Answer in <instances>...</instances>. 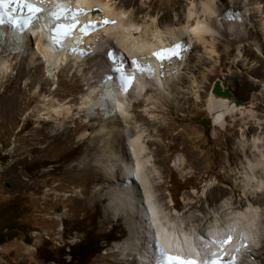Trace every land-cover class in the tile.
Here are the masks:
<instances>
[{"label":"rangeland","instance_id":"rangeland-1","mask_svg":"<svg viewBox=\"0 0 264 264\" xmlns=\"http://www.w3.org/2000/svg\"><path fill=\"white\" fill-rule=\"evenodd\" d=\"M114 1L130 9L140 21L152 20L162 30L186 26L188 10H199L205 0ZM219 2L222 12L227 8L249 10V33L236 40L223 30L222 36H212L209 31L203 35L207 41L200 43L191 36L172 101L168 100L163 110L156 109L154 119L145 114L152 105H146L143 97L130 111L140 115L138 124L152 132L154 141L149 151L160 160L156 166L162 181L155 191L159 201L156 207L181 219L211 217L230 199L233 207L244 204L245 155H251L253 136L264 142V0ZM183 39L188 43L187 34ZM15 50L17 56H12L10 47L0 46V61L11 56L14 62L8 81L0 88V264H75L64 254L69 248L81 249L85 242H100L103 251L81 264H107L101 260L116 250L115 244L128 239V226L120 218L106 219L107 203L91 199V162L88 172L71 170L87 153L93 156L88 150L90 136L78 140L79 136L86 131L92 134L90 127L112 113L100 102L102 88L96 91L94 104L81 107L88 87L97 85L98 63L105 56L103 52L94 54L81 73L69 65L57 74H48L39 55ZM218 79L245 103L244 110L226 114L223 120L219 119V106L209 104V94ZM16 87L19 110L4 113L6 98ZM36 89L38 95L71 111L58 120L38 121L31 99ZM242 143L248 145L243 148ZM82 191L86 193L84 201L79 200ZM261 198L258 195L257 199ZM257 206L264 210V201ZM120 231L124 236L118 241H102ZM255 240L252 257L255 264H261L264 241L257 235ZM249 256L244 257V264L246 260L250 264Z\"/></svg>","mask_w":264,"mask_h":264},{"label":"bare ground","instance_id":"bare-ground-1","mask_svg":"<svg viewBox=\"0 0 264 264\" xmlns=\"http://www.w3.org/2000/svg\"><path fill=\"white\" fill-rule=\"evenodd\" d=\"M48 1V3H54L53 7L55 4H60L59 0ZM219 1H203L199 8L197 7L200 11L193 10L194 6L191 3L192 11L188 10L186 26H180L177 29L166 27L161 30L154 21L151 20L149 23L140 21L130 9L118 5L114 0H75L72 10L82 13L89 11L87 14L89 17L86 18L89 21L79 20V26L73 30L72 38L63 43L66 48L63 52L57 51L49 42L50 33L47 31L48 23L46 21L49 13L37 18L24 34L6 31L0 27V46L10 47L12 56L18 53L15 48L22 49L31 56L39 55L40 59L44 60L45 70L48 74H57L69 65L81 73L89 57L87 55L79 57L80 46H84L86 51L89 50L97 55L103 52L104 56L105 48H108L114 56L116 54L119 56L124 65L130 64L133 67L132 61L136 60L152 69L151 74L137 73V78L133 81L128 92L119 93L114 88L113 80L102 79L101 75L106 72V65L111 64L105 56V59L103 57L98 63L97 85L89 86L81 100L82 109H87L95 103L96 91L102 88L100 102L112 112L108 113V116L97 126L90 127L92 134H88L86 131L79 136L78 140L90 136L88 150L92 152L90 154L93 156H89L87 153L71 169L73 173L84 170L88 172V163L91 162L94 171V177L89 180L92 184L91 199L107 203L106 219L110 216L113 220L120 218L128 226V239L115 244L116 250L101 260L107 264H143L141 253L147 252L144 245L155 239L164 243L168 252L185 254L193 258H198L207 250L218 245L225 257L230 259L239 257V253L228 243H224L222 238L215 236L231 229V233L237 236V240L245 249L257 246L255 235L260 236L264 241V210L257 206L258 203L264 201V142L261 141L262 138L253 136L252 143L249 144L253 148L251 155H248L247 152L245 155L247 167L243 168L244 172H242L245 180L244 204L241 203L239 206L233 207L234 204L230 199L224 204L225 208L220 213L219 210L211 217L205 215L202 218L199 215H194L191 218L181 219L165 211L161 212L157 209L159 207H156V203L159 201L155 191L161 187L160 182L162 181L161 172L156 166L160 160L155 159L152 152L149 151L154 141L152 132L138 124V121L142 119L140 115L130 113L141 97L145 98L146 105H152L144 112L153 119L156 109L163 110L167 101H172L181 67L185 65L187 57L185 48L193 41L190 39L191 36L200 43L205 42L206 37L204 38L203 35L209 31L212 32V36H222L220 30H223L227 37L236 40H242L249 33L252 29V23L248 18L249 10L245 9L243 12L227 8L222 12ZM37 5L44 7L46 4L41 5L37 2ZM94 7L101 10V13L94 12ZM98 17H107L104 20L109 23L104 24L102 23L104 20H100L99 24L102 27L94 28L87 35L79 31L81 25L91 23V19ZM192 19H194V23L190 24ZM184 34L188 35V43H186V39H183ZM176 44L181 45L179 59L172 57L171 60L160 61L154 55V53L160 52V49H169ZM73 49L76 51H72ZM10 57L0 61V88L5 81H8L14 66ZM161 63L163 64L162 69ZM17 91L16 87L6 98L4 113H15L19 110L17 107L18 98L15 96ZM38 93L39 90L36 89L31 96L33 110L38 121L58 120L63 114L71 111L68 106L55 100L46 99L45 96L38 95ZM209 102L212 105L210 107L219 106L220 120L225 119L226 114L244 110V107L227 108L225 102L213 97L212 92L209 94ZM148 110L151 113H147ZM242 137L244 139V133ZM245 144L242 143L243 148L248 145V143ZM245 148L247 149V147ZM156 152L155 150V154ZM82 164L83 167H81ZM75 183V181H71V184ZM80 194L79 200H86V193L84 194L82 191ZM258 195L262 198L257 199ZM146 209H149L150 217H148ZM188 221L192 224L188 225L186 223ZM212 241H216V243ZM234 252L237 253L236 256L233 255ZM249 253L247 252V254ZM109 256L115 257L116 261H111ZM253 258H248L250 264L256 263ZM240 261L237 259L236 264H239ZM246 261L248 264V260Z\"/></svg>","mask_w":264,"mask_h":264},{"label":"snow or ice","instance_id":"snow-or-ice-1","mask_svg":"<svg viewBox=\"0 0 264 264\" xmlns=\"http://www.w3.org/2000/svg\"><path fill=\"white\" fill-rule=\"evenodd\" d=\"M15 4V7L7 10L6 6ZM27 9L29 15H23V10ZM20 12V15L15 13ZM42 10L34 8L31 4L25 3V0H0V26L7 24L11 28L17 29L21 34L30 26L35 15ZM85 15L82 12H72L70 9H57L49 13L51 27V39L53 45L58 49L63 50L62 41L71 35V30L76 27L79 23V16ZM5 16L7 19L5 20ZM114 23V21H112ZM102 23L107 24L109 21L104 20ZM95 28L94 24H83L79 31L87 35L91 30ZM181 45L176 44L172 48L165 49L162 52L154 53L158 60L163 61L165 59L171 60L172 57L180 58ZM72 51H76L73 49ZM108 58L111 64L106 65V77L105 79H116L119 82L121 92L127 93L129 88L132 87L133 81L137 78V73H149L151 74L152 69L148 66L138 63L136 60L132 61V68H126L124 63L119 62L114 57L113 53L109 52ZM163 64L161 63V69ZM112 74H115L113 76ZM149 78L150 75H149ZM231 240L228 237L227 243ZM216 243V241H212ZM246 247V246H245ZM156 259L154 264H235V259L224 262L222 260V253H210L206 259L201 262L196 260H180L178 257L168 256L165 254L159 245H155Z\"/></svg>","mask_w":264,"mask_h":264},{"label":"trees","instance_id":"trees-1","mask_svg":"<svg viewBox=\"0 0 264 264\" xmlns=\"http://www.w3.org/2000/svg\"><path fill=\"white\" fill-rule=\"evenodd\" d=\"M122 236H124V232L120 231L114 237L106 236L102 241H105L107 244H111L118 241ZM82 246L83 247L81 249L79 248L78 250L74 251L70 250V248L68 249L67 254H64V256L70 257L69 262L73 261L75 264H81L87 262L89 259H92L94 256L103 251V249L100 247V242L97 244H89L88 242H85ZM75 251H78V253H75Z\"/></svg>","mask_w":264,"mask_h":264},{"label":"water","instance_id":"water-1","mask_svg":"<svg viewBox=\"0 0 264 264\" xmlns=\"http://www.w3.org/2000/svg\"><path fill=\"white\" fill-rule=\"evenodd\" d=\"M212 95L215 99L225 102L227 108H243L245 103L236 98L234 93L223 86L220 79L216 80L213 84Z\"/></svg>","mask_w":264,"mask_h":264},{"label":"flooded vegetation","instance_id":"flooded-vegetation-1","mask_svg":"<svg viewBox=\"0 0 264 264\" xmlns=\"http://www.w3.org/2000/svg\"><path fill=\"white\" fill-rule=\"evenodd\" d=\"M188 256V255H187Z\"/></svg>","mask_w":264,"mask_h":264}]
</instances>
